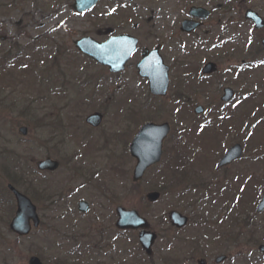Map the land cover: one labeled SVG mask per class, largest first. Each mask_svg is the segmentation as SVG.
Instances as JSON below:
<instances>
[{
	"label": "rangeland",
	"instance_id": "obj_1",
	"mask_svg": "<svg viewBox=\"0 0 264 264\" xmlns=\"http://www.w3.org/2000/svg\"><path fill=\"white\" fill-rule=\"evenodd\" d=\"M72 3L0 0V58L7 55L0 76V264H27L31 256L43 264H196L201 258L213 264L220 255L227 256L222 264H264L257 251L264 245V212L255 214L264 188V29L243 17L252 9L264 18V0H101L85 14H76ZM190 6L211 14L202 29L185 35L178 28ZM108 31L139 40L117 75L73 46L82 37L103 41ZM157 44L169 67L164 99L148 94L135 69L141 50ZM207 62L217 72L202 80ZM225 87L234 97L223 105ZM196 106L201 115L193 113ZM93 112L103 114L96 129L84 123ZM146 122H166L170 134L160 164L131 189L127 145ZM235 143L242 159L215 171ZM175 153L187 157L177 165ZM14 155L23 170L15 187L40 219L25 238L8 230L15 202L1 165L4 158L11 165ZM46 157L59 161L57 171L36 170ZM172 174L182 176L178 183ZM152 190L161 193L156 204L144 199ZM81 200L87 214L77 211ZM118 206L136 210L157 233L150 257L137 232L115 229ZM172 210L188 217L185 229L169 226Z\"/></svg>",
	"mask_w": 264,
	"mask_h": 264
},
{
	"label": "water",
	"instance_id": "obj_2",
	"mask_svg": "<svg viewBox=\"0 0 264 264\" xmlns=\"http://www.w3.org/2000/svg\"><path fill=\"white\" fill-rule=\"evenodd\" d=\"M99 0H74L72 9L76 13H83L92 9ZM208 12L201 8H191L188 16L190 20H184L180 25V31L184 33H191L195 31L200 24L196 23L193 19H205ZM245 18L254 24L255 29L264 28V20L256 13L247 11ZM75 48L83 55L91 58L97 64L107 67L110 73H118L124 69L125 64L130 60L136 51L137 40L127 36L120 35L112 37L104 43H97L91 38L84 37L74 42ZM264 51V39L261 42ZM159 48L152 51L144 49L141 53V61L136 65L137 75L140 78L146 79L148 84V91L154 97H165L168 89V67L163 64L162 58L159 55ZM215 71V66L211 63L206 64L201 70L203 75L211 74ZM233 96L230 89L223 90L222 102H228ZM203 109L197 107L194 109L196 115L201 114ZM102 120L101 115L92 114L85 120L86 124L93 128L100 125ZM170 131L167 123L154 124L146 123L142 125L135 136L132 138L128 152L131 158L135 160V165L132 171V182H139L144 176L145 172L152 166L159 163L162 154L163 141L166 139ZM21 135L26 134V128H20ZM242 156V148L240 145L235 144L229 148L223 157L220 159L216 169L229 165L231 162L239 159ZM36 168L39 171L53 172L58 168V163L50 159H45L36 163ZM7 189L14 197L16 204V211L14 217L8 225L11 233L17 237H25L33 228L39 224V219L36 213L35 206L30 200L15 190L12 186L8 185ZM160 198L158 192H149L146 194L145 199L148 203L154 204ZM78 210L86 213L88 205L84 202L78 204ZM264 211V189L262 197L256 207V212ZM118 217L115 226L119 230H141L138 234V241L146 255H151V248L156 239V235L148 231L149 224L138 215L134 210L127 211L122 207L115 210ZM168 221L172 227L182 229L186 226L188 219L176 211H171L168 214ZM258 250L264 253V245L259 246ZM226 257L219 256L215 258L214 264H220L225 261ZM28 264H42L37 257H31ZM196 264H206V261L200 259Z\"/></svg>",
	"mask_w": 264,
	"mask_h": 264
},
{
	"label": "trees",
	"instance_id": "obj_3",
	"mask_svg": "<svg viewBox=\"0 0 264 264\" xmlns=\"http://www.w3.org/2000/svg\"><path fill=\"white\" fill-rule=\"evenodd\" d=\"M1 60V59H0ZM1 61H4V60H1ZM3 69H4V67H3V62H1L0 63V76H2V75H4V73H3ZM0 95H1V93H0ZM9 153V152H8ZM7 153V154H8ZM11 153H9V155H10ZM175 155H176V158H175V160L174 161H177L176 162V164L177 165H179V163H180V161H179V158H182L180 155H179V153L177 154V153H175ZM16 159V157H15V155H14V158L11 160V165H8L9 163H7L8 161H6L7 159H3V162L4 163H2V165H1V169H2V172H3V175H5V177L8 179V181L10 182V184L12 185V186H17L18 185V182H20L21 181V175H22V172H23V170L22 169H20L19 167H17V161L15 160ZM14 160V161H13ZM171 160H173V159H171ZM170 162H172V161H170ZM179 162V163H178ZM7 164V165H6ZM183 177L185 176V174L183 173V174H181ZM181 175H171L173 178H174V180L178 183L179 181H178V179H177V177H182ZM139 189V185H134V184H131V189ZM232 221H234V219L232 220ZM239 227V226H238ZM220 229V228H219ZM238 231V230H237ZM234 232H232V234H233ZM228 235L229 234H227V235H225V237H228ZM232 236V235H231ZM230 236V237H231ZM252 237V236H251ZM1 247H3L2 245H1Z\"/></svg>",
	"mask_w": 264,
	"mask_h": 264
},
{
	"label": "flooded vegetation",
	"instance_id": "obj_4",
	"mask_svg": "<svg viewBox=\"0 0 264 264\" xmlns=\"http://www.w3.org/2000/svg\"><path fill=\"white\" fill-rule=\"evenodd\" d=\"M235 163H236V162H235ZM235 163H232V164H231L230 166H228L227 168H230V167L233 166ZM83 202H85V201H83ZM85 203L88 205V211H89V209H90L89 204H88L87 202H85ZM88 211H87V212H88ZM87 212H86L85 214H87ZM89 234H90V233H88V236H90ZM96 235H97V238H98V239H102V238H103V237L101 236V235H102L101 233H99V234L97 233ZM83 237H85V236H83ZM79 247H80V244H79Z\"/></svg>",
	"mask_w": 264,
	"mask_h": 264
}]
</instances>
